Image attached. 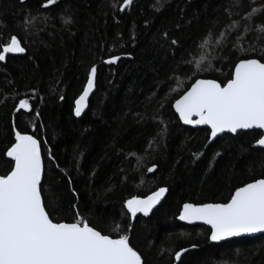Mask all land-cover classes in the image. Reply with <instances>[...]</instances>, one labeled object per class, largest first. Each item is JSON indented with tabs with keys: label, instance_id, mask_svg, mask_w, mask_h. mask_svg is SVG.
Here are the masks:
<instances>
[{
	"label": "trees",
	"instance_id": "16d2710c",
	"mask_svg": "<svg viewBox=\"0 0 264 264\" xmlns=\"http://www.w3.org/2000/svg\"><path fill=\"white\" fill-rule=\"evenodd\" d=\"M44 3L0 0V40L16 35L26 49L0 62V174L13 163L5 152L15 128L40 142L43 198L54 221L73 222L79 213L102 234H127L142 264H264V234L211 244L207 227L176 219L185 203H226L237 187L264 178L259 131L209 143L207 128L181 125L172 109L195 79L226 82L240 59L264 62V38L256 39L264 33L255 30L264 25V0H241V7L234 0H131L123 11V0ZM252 8L260 11L249 22ZM233 22L239 28L228 30ZM246 24L252 30L237 41ZM222 31L227 39L208 50L212 67L193 75L198 45ZM112 56L120 59L106 63ZM93 66V88L77 117L75 101ZM176 76L182 84L172 91ZM20 99L30 110H17ZM160 187V205L132 222L125 201Z\"/></svg>",
	"mask_w": 264,
	"mask_h": 264
},
{
	"label": "snow or ice",
	"instance_id": "6c2138e0",
	"mask_svg": "<svg viewBox=\"0 0 264 264\" xmlns=\"http://www.w3.org/2000/svg\"><path fill=\"white\" fill-rule=\"evenodd\" d=\"M159 2L156 0L157 4ZM55 3L56 0H45L42 6L47 8ZM130 3L131 0H123L121 10ZM241 6V0H234L233 7ZM258 11L260 9L252 8L244 18L251 22ZM24 22L29 23L30 18L25 17ZM64 23H71V17H65ZM227 28L238 29L239 25L233 22ZM251 30L250 24L244 25L237 41ZM255 30L264 33V25L257 24ZM227 35V31H222L219 37L209 33L202 39L198 45L201 52L194 60L193 75L212 67L209 47L215 50V46L223 42L221 38L227 39ZM261 38L264 37H256ZM177 43L175 39L171 41L172 45ZM250 47L255 51L254 44ZM25 51L16 35H11L6 42L0 40V62L6 61L9 54ZM119 59L112 56L105 62L114 64ZM186 63L191 65L193 61ZM95 73L93 66L87 85L75 101L77 117L93 88ZM175 78L177 88L172 91H177L182 84L178 76ZM172 106L184 124L207 126L209 140L221 133L264 130V62L255 58L240 59L226 82L197 78ZM16 108L30 110L29 101L20 99ZM13 130L15 142L7 147L5 155L14 163L9 171L0 174V264H142V257L130 245L127 234H120L118 238L102 234L79 213L73 222L54 221L43 198L40 142L32 135ZM257 135L255 144L264 148V134L258 132ZM155 168L153 164L147 171L151 173ZM165 192L166 188L160 187L144 199L132 197L125 201V207L132 217L137 213L147 216ZM179 219L209 225V239L214 242L243 234L264 233V178L237 187L226 203H185ZM114 230L119 232L120 225L115 224ZM180 257L181 253L176 252L175 258L180 260Z\"/></svg>",
	"mask_w": 264,
	"mask_h": 264
},
{
	"label": "water",
	"instance_id": "95a60500",
	"mask_svg": "<svg viewBox=\"0 0 264 264\" xmlns=\"http://www.w3.org/2000/svg\"><path fill=\"white\" fill-rule=\"evenodd\" d=\"M124 8H125V6H124ZM124 8H123V10H124ZM122 10V11H123ZM12 55H19V54H12ZM234 70V69H233ZM202 79V78H201ZM90 94H91V91H90V93H89V96L87 97V99H86V101H85V106H84V108H83V111L81 112V114L85 111V109H86V106H87V103H88V100H89V97H90ZM79 98V97H78ZM77 98V99H78ZM76 99V100H77ZM175 102V101H174ZM174 102H173V104H174ZM172 104V105H173ZM74 109H75V107H74ZM172 109H173V111H174V113H175V115L177 116V118H178V120L180 121V123H181V125H183V126H185V127H190V128H193V129H197V128H207V126H203V125H186V124H184L180 119H179V115L176 113V111H175V109H174V107L172 106ZM195 118V117H194ZM208 129V128H207ZM209 130V129H208ZM252 130H255V131H259V132H261L262 134H264V130H256V129H249V130H238V132H242V131H252ZM209 132H210V130H209ZM226 134H230V135H236V134H232V133H221V134H219L218 135V137H216V138H214V139H212V140H208V142L209 143H211V142H213L215 139H217V138H219V137H221V136H223V135H226ZM255 147H258V148H261L260 146H258V145H256L255 144ZM6 156V155H5ZM6 159H8V160H10V158H8V157H6ZM11 161V160H10ZM14 163V162H13ZM42 175H43V172H42ZM241 187V186H240ZM235 191V190H234ZM233 191V192H234ZM155 192V191H154ZM153 193V192H152ZM152 193H150V194H148V195H146L145 197H142L141 199H144V198H146L147 196H149V195H151ZM165 196H166V192L164 193V195L160 198V200H159V202L152 208V210L149 212V214H151L154 210H155V208L157 207V206H159V204L163 201V199L165 198ZM183 206V205H182ZM182 206H181V209H180V211H179V213H178V215H177V217H176V219H177V221L178 222H180L181 224H183V225H186V226H197V225H201V226H205V227H207L208 229H209V236H208V239H209V237H210V235H211V229H210V226L209 225H206V224H204L202 221H193L192 223H189V222H187V221H181L180 219H179V214H180V212H181V210H182ZM143 215V213H137L136 214V216H138V215ZM148 214V215H149ZM134 219H135V217H132L131 216V221L133 222L134 221ZM261 234H264V233H255V234H243V235H240V236H236V237H230V238H227V239H225V240H221V241H217V242H214V241H211L210 239H209V242L211 243V244H219V243H222V242H225V241H229V240H234V239H240V238H251V237H255V236H258V235H261Z\"/></svg>",
	"mask_w": 264,
	"mask_h": 264
},
{
	"label": "bare ground",
	"instance_id": "6f19581e",
	"mask_svg": "<svg viewBox=\"0 0 264 264\" xmlns=\"http://www.w3.org/2000/svg\"><path fill=\"white\" fill-rule=\"evenodd\" d=\"M160 205V204H159Z\"/></svg>",
	"mask_w": 264,
	"mask_h": 264
}]
</instances>
